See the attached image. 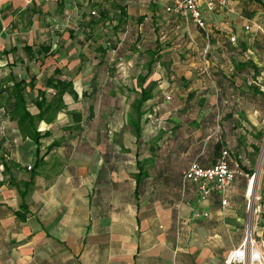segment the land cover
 <instances>
[{
	"label": "crops",
	"instance_id": "0c3cea01",
	"mask_svg": "<svg viewBox=\"0 0 264 264\" xmlns=\"http://www.w3.org/2000/svg\"><path fill=\"white\" fill-rule=\"evenodd\" d=\"M169 3L0 0V88L23 80L33 115L55 69L75 92L37 141L0 93V264H224L248 228L264 247V40L229 41L227 5L204 32ZM223 151L235 176L202 196L182 173Z\"/></svg>",
	"mask_w": 264,
	"mask_h": 264
},
{
	"label": "trees",
	"instance_id": "16d2710c",
	"mask_svg": "<svg viewBox=\"0 0 264 264\" xmlns=\"http://www.w3.org/2000/svg\"><path fill=\"white\" fill-rule=\"evenodd\" d=\"M259 5H262L261 0H250ZM119 14L122 16L124 11L120 7ZM248 15V14H247ZM108 17V12L104 9H100L96 14H92V18H95V22L98 23L101 20H104ZM201 29V28H199ZM206 32V29H201ZM230 41V40H229ZM228 42V41H227ZM60 71L55 69L52 75H50L45 80V86L51 87L53 92L51 94V99L47 100L45 91L39 90L38 97L39 100H36L34 103L38 108V113L36 115L31 114L25 103V82L23 80H15L11 77L12 84L10 86H6L4 88H0V93L4 96V107L6 109L7 115L12 120H15L17 123V127L19 131L25 135L30 137L31 139L37 141L39 134L36 131V120L43 117L46 113L56 112L58 109L63 107L62 104V95L65 92H69L71 94H75L72 84L70 80L66 78L61 79L58 78V74ZM261 96H264L263 92H259ZM148 97V94L144 91L141 92V96L139 99L135 101L132 105V108L135 112L136 118L131 122L134 126L135 134L139 132V119L141 116V104ZM74 121H79V114L77 112H70ZM33 177V173H30L29 180L24 183L25 187L30 185L31 178ZM24 195V192L21 193ZM22 205V204H21Z\"/></svg>",
	"mask_w": 264,
	"mask_h": 264
},
{
	"label": "built area",
	"instance_id": "2783aa9c",
	"mask_svg": "<svg viewBox=\"0 0 264 264\" xmlns=\"http://www.w3.org/2000/svg\"><path fill=\"white\" fill-rule=\"evenodd\" d=\"M228 0H170L166 6V11L180 16L184 20L193 22L198 28L206 29V22L203 19V10L214 11L217 7L226 5ZM91 11V14H94ZM247 27V26H246ZM234 41L233 37L229 38ZM226 151L222 152V156L211 166L201 167L196 162H192L182 173L183 180L195 182L202 196L209 194L213 190L224 191L232 182L236 170L229 167L225 159ZM28 169L30 166L27 167ZM225 203V200H222ZM250 239V238H249ZM246 240L242 245L235 250H231L226 259L225 264H239L245 258H229L231 253L237 251L241 253L245 249ZM250 246H253L251 240ZM264 248V247H263ZM239 249H242L241 251ZM239 250V251H238ZM246 255V254H245ZM263 255L261 253L259 264H264L262 261ZM255 263V262H254Z\"/></svg>",
	"mask_w": 264,
	"mask_h": 264
},
{
	"label": "rangeland",
	"instance_id": "374dc122",
	"mask_svg": "<svg viewBox=\"0 0 264 264\" xmlns=\"http://www.w3.org/2000/svg\"><path fill=\"white\" fill-rule=\"evenodd\" d=\"M262 5H259L257 3L251 2L250 0H230V2H227V6L224 8L223 12L227 9L232 8L233 11L230 12V15L227 18V22L229 23V29L230 33L228 34V38L233 37L235 42V45L238 46L239 42H244L247 46H249V40L250 38L254 37L257 38V40L254 41V43L257 46H260L258 41L264 40V37H259L260 35L263 36L264 34V0H261ZM229 3V4H228ZM237 9V10H236ZM241 10V11H238ZM245 12L250 13L247 15ZM242 14L244 16L246 15L247 21L242 20L241 22L237 21V17ZM227 16L226 14L223 15ZM222 21V20H221ZM244 24L247 26L244 27ZM264 42V41H263ZM240 47V46H238ZM80 91V90H78ZM0 101H2V97H0ZM251 239L253 241V246L257 248L263 255L262 261L264 262V248L262 246H259V242L257 238L252 236ZM248 246V247H247ZM251 248L250 243H246L245 245V251H249ZM226 259V258H225ZM224 259V264H225ZM233 264V262L231 263ZM239 264H248V256L242 262ZM254 264H259L255 262Z\"/></svg>",
	"mask_w": 264,
	"mask_h": 264
},
{
	"label": "bare ground",
	"instance_id": "6f19581e",
	"mask_svg": "<svg viewBox=\"0 0 264 264\" xmlns=\"http://www.w3.org/2000/svg\"><path fill=\"white\" fill-rule=\"evenodd\" d=\"M249 238H250V236L246 240V243H250L251 242L252 239L251 238L249 239ZM239 250L241 251L242 249H239ZM247 252L248 253H246L245 249L241 253H238L237 251H234V252L231 253V255H230L229 258L230 259L231 258H239V259H241V258H246V256H248V264H254V262L260 261V259H261V252L257 248L251 247L249 249V251H247Z\"/></svg>",
	"mask_w": 264,
	"mask_h": 264
},
{
	"label": "water",
	"instance_id": "95a60500",
	"mask_svg": "<svg viewBox=\"0 0 264 264\" xmlns=\"http://www.w3.org/2000/svg\"><path fill=\"white\" fill-rule=\"evenodd\" d=\"M254 178H255V174L253 175L252 180H251V183H250V186H249L250 193L252 192V183H253L252 181L254 180ZM249 206H250V203H249ZM249 236H250V230L248 228L247 229V234H246L245 240H247Z\"/></svg>",
	"mask_w": 264,
	"mask_h": 264
}]
</instances>
